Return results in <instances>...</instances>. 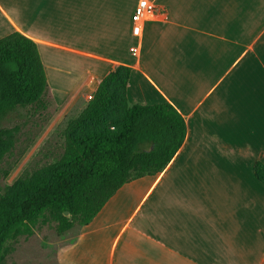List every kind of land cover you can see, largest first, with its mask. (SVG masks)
<instances>
[{
  "label": "crops",
  "instance_id": "1",
  "mask_svg": "<svg viewBox=\"0 0 264 264\" xmlns=\"http://www.w3.org/2000/svg\"><path fill=\"white\" fill-rule=\"evenodd\" d=\"M154 1L137 37L138 0H0V37L36 42L58 102H87L120 64L129 104L186 123L165 168L123 184L56 264H264V0Z\"/></svg>",
  "mask_w": 264,
  "mask_h": 264
},
{
  "label": "trees",
  "instance_id": "2",
  "mask_svg": "<svg viewBox=\"0 0 264 264\" xmlns=\"http://www.w3.org/2000/svg\"><path fill=\"white\" fill-rule=\"evenodd\" d=\"M130 72L118 64L101 78L82 110L67 120L60 158L0 201V253L12 234L48 209L89 224L123 184L161 172L180 148L184 118L168 102L129 104ZM56 105L36 42L18 31L0 37V122L19 108L45 113L47 120ZM17 131L0 126V151ZM253 171L264 183V164L255 161Z\"/></svg>",
  "mask_w": 264,
  "mask_h": 264
},
{
  "label": "rangeland",
  "instance_id": "3",
  "mask_svg": "<svg viewBox=\"0 0 264 264\" xmlns=\"http://www.w3.org/2000/svg\"><path fill=\"white\" fill-rule=\"evenodd\" d=\"M54 101L57 105L49 110L47 120L45 113L34 114L28 108H19L9 112L0 122L3 128L18 129L15 139L0 151V201L23 189L25 181L42 175L45 168L62 155L65 143L62 130L86 101ZM112 115L118 118L115 112ZM79 228L70 214L45 210L4 242L0 264H56L59 245L72 241Z\"/></svg>",
  "mask_w": 264,
  "mask_h": 264
},
{
  "label": "built area",
  "instance_id": "4",
  "mask_svg": "<svg viewBox=\"0 0 264 264\" xmlns=\"http://www.w3.org/2000/svg\"><path fill=\"white\" fill-rule=\"evenodd\" d=\"M159 7L154 0H138L134 7L132 18V32L135 36L140 37L143 26L148 21L157 19ZM134 48L132 52L134 53Z\"/></svg>",
  "mask_w": 264,
  "mask_h": 264
},
{
  "label": "water",
  "instance_id": "5",
  "mask_svg": "<svg viewBox=\"0 0 264 264\" xmlns=\"http://www.w3.org/2000/svg\"><path fill=\"white\" fill-rule=\"evenodd\" d=\"M64 214H65V215H68V214H69V212H68V211H64Z\"/></svg>",
  "mask_w": 264,
  "mask_h": 264
}]
</instances>
